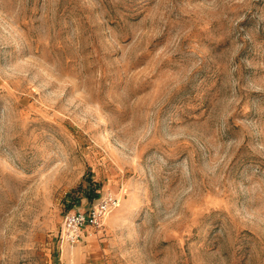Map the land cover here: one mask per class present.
Wrapping results in <instances>:
<instances>
[{
    "label": "rangeland",
    "instance_id": "rangeland-1",
    "mask_svg": "<svg viewBox=\"0 0 264 264\" xmlns=\"http://www.w3.org/2000/svg\"><path fill=\"white\" fill-rule=\"evenodd\" d=\"M0 264H264V0H0Z\"/></svg>",
    "mask_w": 264,
    "mask_h": 264
},
{
    "label": "built area",
    "instance_id": "built-area-1",
    "mask_svg": "<svg viewBox=\"0 0 264 264\" xmlns=\"http://www.w3.org/2000/svg\"><path fill=\"white\" fill-rule=\"evenodd\" d=\"M120 205V200L112 192L105 193L96 204L86 211L72 212L64 222L65 237L71 243L78 242L82 237V231L87 225L99 227L106 215Z\"/></svg>",
    "mask_w": 264,
    "mask_h": 264
}]
</instances>
